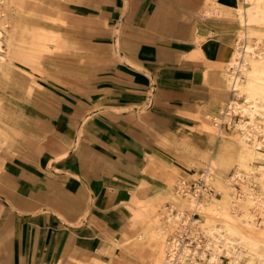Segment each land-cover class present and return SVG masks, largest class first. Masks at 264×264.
<instances>
[{"label": "rangeland", "instance_id": "obj_1", "mask_svg": "<svg viewBox=\"0 0 264 264\" xmlns=\"http://www.w3.org/2000/svg\"><path fill=\"white\" fill-rule=\"evenodd\" d=\"M51 2L63 5L65 22L49 20L39 13L35 14L34 21L31 18L27 20V14H20L21 22L34 33L33 39L25 37L27 42H34V49L24 51V56L33 58V63H17L18 70L10 80L0 79L1 104L9 120L7 128H0L8 139V144L0 150V227L11 228L5 221L7 212L11 210L7 204L33 212L41 209V199L45 198L57 203L67 216L75 219L58 222L61 237L57 242L56 264H153L148 249L142 257H134L123 244L129 243L140 228L136 225V215L140 214V220L144 217L142 205H139L143 193L150 198L155 192H160L162 173L175 177L174 196L179 180H184L185 188L192 192L201 185L200 176L204 173L206 160L201 163L198 157L189 155L187 151L179 152V148L183 140L203 142L206 150L210 148L207 131L200 121L207 116L210 122L215 121V115L221 118V108L231 97L226 91L222 103L212 100L217 94L215 90L222 89L216 84L215 77L223 71L224 62L208 63L201 56L199 78H180V85L164 86L150 70L145 73L130 69V63L126 60L128 65L125 64L119 57V49H114L113 40L118 35L115 27L125 19L127 0ZM228 19L232 20V26L227 29V35L232 37L231 48L235 39L233 34L240 28H234V18ZM51 26L54 28H49ZM52 31L55 32V40L48 37L40 39V35ZM64 37L68 48L55 53L56 47L59 48L56 40L58 43ZM59 43L63 42L60 40ZM124 43L130 44L128 41ZM44 47L50 48L51 56L44 54ZM156 56L160 59L159 55ZM160 64L158 60L154 66L159 67ZM153 72L155 74L157 70ZM32 77L35 81H30ZM107 104L120 108L111 110L119 118L114 134L117 147L112 153V162L93 156L92 150L83 152L85 168L82 174L87 180L84 199H79L73 190L67 193L66 199H61L60 184L45 157L46 152L62 143L67 149L74 142V135L77 138L81 130L79 124L85 118L95 117L91 112H96L91 110ZM37 118L43 120L35 122ZM110 118L112 120L113 116ZM231 118L227 121L222 117V123L225 122L222 127L220 125L223 134L229 137L234 133L233 124L240 117L233 115ZM210 135L215 138L213 132ZM101 151L107 152V149ZM73 153L76 157L82 155L81 148ZM233 171L231 167L229 176ZM102 174L107 178L106 184L100 182ZM208 193L212 200L208 203L210 209L201 212L188 210L189 218L199 221L193 229L189 231L192 227L188 222V232L174 230L165 235L167 242L176 238L180 240L174 250L176 257L182 255L183 246L192 250L188 255H182L180 264H192L193 260L202 262L193 255L194 251L200 253L206 248L207 240L202 235L200 224L208 219L218 220L209 210L219 207L217 203L225 196L213 188ZM198 194L202 197L201 192ZM165 205L170 206L168 200ZM255 218L262 225V217L256 215ZM234 223L246 232L238 219ZM124 233L129 237L117 245ZM253 233L260 237L259 230ZM205 253L209 256L208 252ZM229 262L225 254H219L218 264ZM238 264L261 262L256 259L250 261L243 254Z\"/></svg>", "mask_w": 264, "mask_h": 264}, {"label": "bare ground", "instance_id": "obj_2", "mask_svg": "<svg viewBox=\"0 0 264 264\" xmlns=\"http://www.w3.org/2000/svg\"><path fill=\"white\" fill-rule=\"evenodd\" d=\"M238 1L236 7L222 6L218 3L211 5L218 19L231 23L232 26V20L228 18H234V28H240L233 34L234 45L229 47L223 71L217 77L214 76L216 84L222 88L215 90L214 93L217 94L212 99L214 103H222L221 100L226 98L224 96L227 92H230L231 97L221 108V113L219 112L221 118L213 116L216 124L210 122L209 116L200 121L202 128L207 131L210 148L206 150L203 142L201 144L184 140L179 148V152L187 151L189 155L198 157L201 163L206 160L204 173L200 176L202 183L192 192L185 188L184 180H179L174 196L175 177L173 174L162 173L160 192H155L150 198L147 197V193H143L144 197L139 200V205H142L140 208L144 212V217L140 220V214L136 215L138 220L136 225L140 228L129 243L123 244L134 257H142L143 252L148 249L149 259L153 264H180L183 260L182 255L192 251L183 246L182 255L176 259L173 253L180 240L176 238L167 242L165 235L174 230H179V233L188 232L186 227L188 222L192 227L189 231L193 229L195 223L199 221L189 218L188 210L197 209L201 212L203 209H210L208 205L209 201H212L208 193L210 188L223 192L225 196L217 203L219 207L209 210L218 220L208 219L200 224L202 235L207 240L206 248L200 253L194 251L193 255H197L202 262L193 260L190 263L204 264V261H207L205 264H218L219 254L223 253L230 261L229 264H238L243 254L248 256L250 261L256 259L264 264V30H260L264 28V0ZM28 7H31L30 10ZM36 7L37 0H0L2 80L11 79L18 70L17 63H33V58L24 56V51L34 49V42L29 43L25 39V37L33 39L34 33L25 27L19 15L27 14V20L31 18L34 21ZM59 20L62 23L64 21ZM47 37L53 39L56 35L54 33L40 35V39ZM117 38L118 35L114 37L115 41ZM231 41V35H227V42L230 45ZM44 49V54L50 55V48ZM33 80V77L30 78V81ZM1 100L0 96V126L5 129L9 125V120L4 114ZM233 115L240 118L233 124L234 133L229 137L223 134L220 124L223 119L231 121ZM37 121L42 120L37 118L35 122ZM212 132L215 138L210 135ZM231 167L234 171L229 176L228 171ZM205 185L207 188H204ZM198 192H201L202 197H199ZM167 200L170 203L169 207L165 205ZM256 215L262 217V225L257 223ZM237 219L246 232L236 226L234 222ZM255 230L260 231V237L254 235ZM127 236L124 233L122 241L117 245L124 243Z\"/></svg>", "mask_w": 264, "mask_h": 264}, {"label": "crops", "instance_id": "obj_3", "mask_svg": "<svg viewBox=\"0 0 264 264\" xmlns=\"http://www.w3.org/2000/svg\"><path fill=\"white\" fill-rule=\"evenodd\" d=\"M127 2L125 19L115 27L118 30V38L117 41L114 39L113 43L115 51L119 49L118 55L123 62L127 65L130 63V69L142 70L145 73L150 70L155 78L161 79L162 85L176 86L180 85L178 81L180 78L200 77L201 56L212 64L225 61L230 51L227 29L231 23L225 21L224 23L218 19L211 5L218 3L222 6L236 7L239 4L238 0H127ZM63 8V5L58 3L53 5L51 0H37L34 14L39 13L52 21L63 19L65 22V18L60 16L64 17ZM60 40L63 43H59ZM124 41L130 44L127 45ZM56 46L59 48L56 47L55 53L68 48L65 37L60 38L58 43L56 40ZM156 55H159L160 59ZM158 60L161 64L156 67L154 63L156 64ZM154 70H157V73L154 74ZM115 109L120 108L107 104L97 110L92 109L91 111L96 112L95 114L91 112L95 117L85 118L83 123L79 124L78 128L81 126V130L77 138L76 134L74 135L75 140L67 149L64 147L65 143H62L60 147L52 146L50 151L46 152L45 157L51 165L57 183L60 184L61 199H66L70 190H73L79 199H84L87 180L82 174L85 168L83 152L92 150L93 156L103 157L106 162H112V153L117 147L114 135L116 121L119 119L114 111H111ZM0 128L4 130L3 127ZM7 144L8 139L0 132V150ZM77 148H81L82 155L76 157L73 152ZM101 149H107V152ZM106 181L107 178L102 174L100 182L106 184ZM41 200L43 204L41 209L33 212L15 209L10 203L7 204L11 213H4L5 221L11 228L6 230L0 227V264H56V255L59 252L57 242L61 237L58 222L75 219L67 216L57 203L45 198Z\"/></svg>", "mask_w": 264, "mask_h": 264}, {"label": "built area", "instance_id": "obj_4", "mask_svg": "<svg viewBox=\"0 0 264 264\" xmlns=\"http://www.w3.org/2000/svg\"><path fill=\"white\" fill-rule=\"evenodd\" d=\"M224 122H225V121H224ZM224 122H223V123H224ZM214 123L216 124V123H217V121L215 120V121H214ZM223 123H222V124H220V125H221V127H222ZM173 255H174V253H173ZM174 256H175V255H174ZM176 259H178V257H176Z\"/></svg>", "mask_w": 264, "mask_h": 264}]
</instances>
